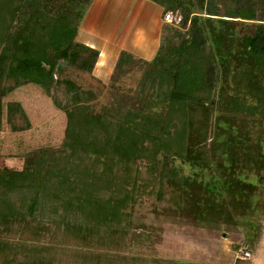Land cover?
Returning a JSON list of instances; mask_svg holds the SVG:
<instances>
[{
    "label": "trees",
    "instance_id": "16d2710c",
    "mask_svg": "<svg viewBox=\"0 0 264 264\" xmlns=\"http://www.w3.org/2000/svg\"><path fill=\"white\" fill-rule=\"evenodd\" d=\"M92 1L0 0V131L3 98L17 87L49 93L64 84L73 94L68 104L55 100L67 119L63 144L36 151L20 171L0 168V264H62L65 252L73 264H114L100 250L119 247L138 195L209 223L230 206L206 191L199 172L224 189L256 188L244 174L264 184V0H235L239 7L225 15L217 0H151L162 18L178 13L181 21L164 23L160 49L144 63L141 85L150 92L118 93V107L101 113L88 103L92 91L77 93L76 83L57 77L62 64L92 72L99 59L77 41ZM136 66L124 50L115 70ZM7 80L14 85L1 88ZM7 113L10 122L26 116L19 102ZM236 174L242 181L233 182ZM50 224L55 236L45 246ZM66 242L70 253L60 246ZM150 263L216 264L138 257L130 264Z\"/></svg>",
    "mask_w": 264,
    "mask_h": 264
},
{
    "label": "rangeland",
    "instance_id": "374dc122",
    "mask_svg": "<svg viewBox=\"0 0 264 264\" xmlns=\"http://www.w3.org/2000/svg\"><path fill=\"white\" fill-rule=\"evenodd\" d=\"M216 3L221 15L238 8L240 4L235 0H217ZM161 12V7L151 0H93L80 25L77 41L98 50L99 59L92 72H81L62 64V72L57 77L61 81L67 79L76 83L79 87L77 93L92 91L88 103L98 113L118 107L121 93L136 96L142 92L141 88L143 93H148V86L141 85L147 66L144 63L156 55L162 44V32L159 30L163 23ZM163 20L164 23L178 24L181 16L169 13ZM122 49H130L128 52L137 59L136 68L126 73L115 70ZM11 85L14 81L7 80L1 88ZM71 96L73 94L64 84L55 86L49 93L41 86L24 84L4 96L0 168L7 166L20 171L25 167L27 158L36 151L44 148L56 150L63 144L67 119L55 100L68 104ZM13 102L21 103L26 116L20 115L10 122L7 111L8 105ZM192 169H185L186 174L195 177L193 173L196 171ZM208 174V171L199 172L197 177L205 181L207 185L204 188L208 193H219L218 197L225 199L230 206L222 212L217 210V214H213L215 221L210 218L211 222L200 223L185 218L167 206H155L154 200L147 195H138L136 202L126 209L130 217L125 224L127 233L123 235L119 247H104L100 256H115L114 264H130L136 257L216 264H264V184H259L257 176L244 174L257 187L243 189L238 182L243 177L236 174L230 178L238 185L232 184L224 189L217 181H211ZM219 178L222 177H215ZM243 182L246 184L248 181ZM50 227V230L41 233L44 239L40 243L45 246L52 243L55 236L51 224ZM118 231H111V235L122 236ZM60 246L68 249V253L73 249L68 242ZM64 255L66 260L62 264L74 263L72 259L68 260L71 254L65 252Z\"/></svg>",
    "mask_w": 264,
    "mask_h": 264
},
{
    "label": "crops",
    "instance_id": "0c3cea01",
    "mask_svg": "<svg viewBox=\"0 0 264 264\" xmlns=\"http://www.w3.org/2000/svg\"><path fill=\"white\" fill-rule=\"evenodd\" d=\"M161 9H162V8H161ZM157 12H158V9H157ZM162 16H163V10H162V12H161V17H162ZM162 22H163V23H162V26H163V24H164V20H163V18H162ZM162 26H161V29H160V27H159V30H161V32H162ZM161 43H162V41H161ZM124 50H126V51H130V49H122L121 52L124 51ZM121 52H120V53H121ZM120 53L118 54V57L120 56ZM156 54H157V53H156ZM152 59H153V58H152Z\"/></svg>",
    "mask_w": 264,
    "mask_h": 264
}]
</instances>
